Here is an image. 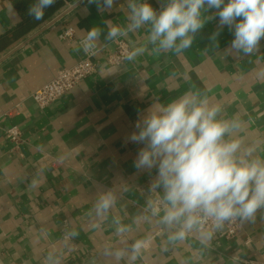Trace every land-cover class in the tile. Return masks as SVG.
Listing matches in <instances>:
<instances>
[{
    "label": "crops",
    "instance_id": "0c3cea01",
    "mask_svg": "<svg viewBox=\"0 0 264 264\" xmlns=\"http://www.w3.org/2000/svg\"><path fill=\"white\" fill-rule=\"evenodd\" d=\"M60 2L24 31L13 0H0V264H264V211L234 237L209 239L193 230L183 241L170 240L179 226L161 224L163 211L153 216L149 206L163 196L152 188L157 171L134 167L144 145L129 139L156 98L166 104L200 90L229 118L239 115L246 123L245 144L264 140V38L251 56L226 54L234 34L224 26L216 47L210 40L216 17L179 56L153 54L148 45L134 61L115 66L106 58L116 41L132 50L148 35L145 27L115 42L104 39L105 21L127 23L126 0L103 13L89 0ZM149 2L157 10L164 4ZM93 26L102 29L98 71L38 110L31 93L82 58L80 42ZM68 28L72 37L62 39ZM18 103L29 117L5 115ZM10 125L19 126L23 140L13 151L2 132ZM107 192L115 202L97 215V201ZM144 239L151 243L132 260V245Z\"/></svg>",
    "mask_w": 264,
    "mask_h": 264
},
{
    "label": "clouds",
    "instance_id": "9594fccd",
    "mask_svg": "<svg viewBox=\"0 0 264 264\" xmlns=\"http://www.w3.org/2000/svg\"><path fill=\"white\" fill-rule=\"evenodd\" d=\"M55 3L56 0H33L28 15L41 21L45 9ZM89 3H96L103 13L111 11L117 0ZM126 7L127 23L121 26L105 21L104 39L115 42L118 37L146 27V44L134 46L125 56L128 61L149 51L148 45L153 54L173 52L179 56L192 46L205 24L216 17L219 24L210 37L216 47L224 26L234 34L226 54L251 56L264 38V0H164L159 10L149 0H126ZM212 9L216 12L207 15ZM101 34L98 26L86 31L81 41L85 54L95 55ZM105 70L106 66L101 65L100 71ZM136 128L129 139L144 147L134 167L157 171L152 188L162 189L163 196L149 206L153 216L163 211L161 224L179 226L170 240L183 241L188 233L201 231L209 222L213 230L226 222H254L257 212L264 211V140L245 144L242 133L246 123L239 115L229 118L224 106L213 102L205 91L190 90L166 104L156 98ZM114 202L111 192L102 194L95 206L97 215L106 213ZM206 235L210 239L212 231ZM150 243V239L137 240L132 245L131 259Z\"/></svg>",
    "mask_w": 264,
    "mask_h": 264
},
{
    "label": "built area",
    "instance_id": "2783aa9c",
    "mask_svg": "<svg viewBox=\"0 0 264 264\" xmlns=\"http://www.w3.org/2000/svg\"><path fill=\"white\" fill-rule=\"evenodd\" d=\"M60 37L62 39H69L72 37V30L70 28L65 29ZM81 45V42H80ZM82 49V47H81ZM97 50H95L96 53ZM131 51L130 48L123 41H116L114 50L107 56L106 62L110 65L121 66L125 62L126 54ZM82 58H80L74 65L70 67H61L56 71L55 76L45 82L42 86L37 88L31 93V98L35 107L38 110L50 106L58 101L64 94L72 90L82 80L95 74L98 71V61L94 59L95 55H87L83 52ZM23 115V117H29L30 112L26 109L23 103H18L8 109L5 112L6 116ZM4 137L8 142L12 144L11 151L15 150L18 145L23 141L21 137V129L17 125H10L2 129ZM42 161V159H39ZM43 163V161H42ZM242 229V223L226 222L222 228L213 230L210 222L203 225L204 232L212 231L213 237L225 236L234 237Z\"/></svg>",
    "mask_w": 264,
    "mask_h": 264
},
{
    "label": "trees",
    "instance_id": "16d2710c",
    "mask_svg": "<svg viewBox=\"0 0 264 264\" xmlns=\"http://www.w3.org/2000/svg\"><path fill=\"white\" fill-rule=\"evenodd\" d=\"M13 3L22 17V22L25 23V25L22 27V30L29 31L30 29L35 27V25H37L39 22L44 20L43 19L41 21H37L32 16L28 15V8L29 5L33 3V0H13ZM60 4V0H56V3L54 5L45 9L44 18L48 17V15H50L51 13L55 12L56 9L60 7Z\"/></svg>",
    "mask_w": 264,
    "mask_h": 264
}]
</instances>
